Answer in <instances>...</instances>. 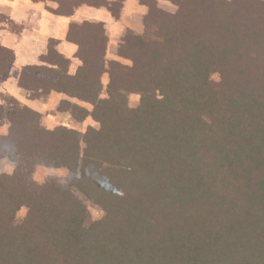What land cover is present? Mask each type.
I'll list each match as a JSON object with an SVG mask.
<instances>
[{"label":"trees","instance_id":"16d2710c","mask_svg":"<svg viewBox=\"0 0 264 264\" xmlns=\"http://www.w3.org/2000/svg\"><path fill=\"white\" fill-rule=\"evenodd\" d=\"M29 1L54 3L46 10L64 18L82 7L118 18L122 8ZM136 1L151 36L127 31L116 60L106 59L104 24L82 21L64 37L79 63L73 73L51 39L40 63L16 74L32 99L89 105L61 100L56 110L97 128L46 130L38 112L0 96L12 112L0 160L15 164L0 174V264H264V0H164L174 13ZM0 24L20 31L1 15ZM12 61L0 46V82ZM129 94L139 96L135 108ZM36 167L63 169L65 180L36 185Z\"/></svg>","mask_w":264,"mask_h":264},{"label":"rangeland","instance_id":"374dc122","mask_svg":"<svg viewBox=\"0 0 264 264\" xmlns=\"http://www.w3.org/2000/svg\"><path fill=\"white\" fill-rule=\"evenodd\" d=\"M111 3H115L120 0H106ZM122 7L125 9H121L118 18H112L111 15L105 10H103V16L107 19V22L104 24L105 33L108 38V47L106 59L107 61L116 60V52L117 48L121 43V38L127 32H133L144 39L149 38L151 36L152 29L143 23V17L146 13V8L138 3L136 0H121ZM158 8L166 13H174L175 8L164 0H156ZM48 8H55V4L48 2ZM51 8V9H52ZM142 12L144 13L141 16ZM94 15H91V12L88 10H83L74 15L73 18L70 19L69 23H81L82 21H92ZM112 18V19H111ZM95 22V21H94ZM60 44V42H59ZM57 45V50L59 53L64 55L66 58H69L72 62V66L70 68V72L73 73L77 65L79 64L77 60L73 59V53H70V49L68 45ZM70 55V56H69ZM212 81H217V77L213 76ZM103 90L101 92V98H105V86L107 84V75H104L101 79ZM29 95V94H28ZM30 102V106L25 103H20V105H24L29 107L30 109L38 112L40 114V124L46 130H53L58 126H64L69 129H73L77 131L79 134L83 135L87 128H97V124L93 122L90 118H87L83 122L74 121L69 114L67 113H58L56 108L61 100H68L69 102L78 105L79 107L85 108L88 111L91 110V107L85 103L70 100L66 96L60 97L59 94H49L41 95L37 98H31L30 95L26 98ZM139 96L136 94L128 95V106L130 108H135L138 105ZM4 104V115L5 119L0 121V136L6 132L8 123L6 117L10 115L12 112ZM15 169V164L8 161L7 159L0 160V174L11 175ZM66 177V172L63 169H48L43 167H36L32 173V180L36 185H41L48 179H53L57 181H64ZM73 195L85 206L87 212L89 214V220L95 221L99 220L102 217V212L100 209L92 204L83 194L79 193L77 190L72 189ZM25 215V209L20 210L17 213V218L22 219Z\"/></svg>","mask_w":264,"mask_h":264},{"label":"crops","instance_id":"0c3cea01","mask_svg":"<svg viewBox=\"0 0 264 264\" xmlns=\"http://www.w3.org/2000/svg\"><path fill=\"white\" fill-rule=\"evenodd\" d=\"M46 7H48L47 3L29 0H0V15L8 18L20 28L18 33H13L3 24H0V46L13 53V61L9 72L0 82V96H10L19 103L28 104L29 107H31V101L26 99L29 96L28 93L17 85L16 74L21 68L38 65L40 57L46 53L48 40L51 39L59 41L60 46L68 45L72 47L70 53L74 55V46L66 43L64 37L67 26L70 24V19L78 12L88 10L91 12V15H94L90 19L93 22L104 24L107 22V19L103 16L104 12L101 10L102 8L82 7L72 17L64 18L52 15L46 10ZM121 9H125V7ZM143 15L144 13L142 12L141 16ZM59 96L63 97L60 94ZM0 106L4 107L1 99ZM3 119H5V115Z\"/></svg>","mask_w":264,"mask_h":264}]
</instances>
